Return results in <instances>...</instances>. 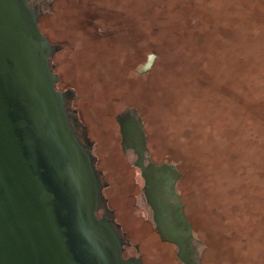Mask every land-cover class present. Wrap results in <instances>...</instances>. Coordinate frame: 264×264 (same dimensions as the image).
Returning a JSON list of instances; mask_svg holds the SVG:
<instances>
[{
  "label": "rangeland",
  "instance_id": "1",
  "mask_svg": "<svg viewBox=\"0 0 264 264\" xmlns=\"http://www.w3.org/2000/svg\"><path fill=\"white\" fill-rule=\"evenodd\" d=\"M29 1L141 264L185 263L150 221L123 113L180 174L196 264H264V0Z\"/></svg>",
  "mask_w": 264,
  "mask_h": 264
},
{
  "label": "water",
  "instance_id": "2",
  "mask_svg": "<svg viewBox=\"0 0 264 264\" xmlns=\"http://www.w3.org/2000/svg\"><path fill=\"white\" fill-rule=\"evenodd\" d=\"M37 18L29 0H0V264H141ZM120 133L122 147L137 153L157 233L181 261L196 264L175 190L179 172L168 163L143 165L141 120L122 121Z\"/></svg>",
  "mask_w": 264,
  "mask_h": 264
},
{
  "label": "flooded vegetation",
  "instance_id": "3",
  "mask_svg": "<svg viewBox=\"0 0 264 264\" xmlns=\"http://www.w3.org/2000/svg\"><path fill=\"white\" fill-rule=\"evenodd\" d=\"M118 119H119V132H120V123L122 122V121H124V120H126V119H130L131 121H139V119H137V118H134L133 116H130L129 114H126V113H123V114H121L120 116H118ZM120 137H121V133H120ZM145 144H146V134H145ZM123 148V147H122ZM124 149V148H123ZM129 150H132L134 153H136L135 152V150L133 149V148H128ZM128 149H124V150H128ZM146 153H147V147H146V150L143 152V165L144 166H146V165H148L149 163H154V164H156V165H160V164H162L163 165V163H166V162H159V163H157V162H155V161H152V160H150V159H148L147 157H146ZM136 155V158H137V153L135 154ZM136 158H135V160H136ZM135 160H134V162H135ZM135 165V164H134ZM136 166V165H135ZM138 169H139V171H140V168L139 167H137ZM140 175H141V172H140ZM141 177H142V179H143V186H142V194H143V197H144V199H145V202L147 203V201H146V196H145V193H144V185H145V180H144V178H143V176L141 175ZM147 205L149 206V204L147 203ZM100 209V208H99ZM149 209H150V221L153 223V225H154V227H155V223H154V220H153V217H152V209H151V207L149 206ZM183 212H184V210H183ZM102 213H103V211H102ZM102 213L101 214H98V212H97V214H98V216H101L102 215ZM155 231H156V233H157V230L155 229ZM158 234V236L160 237V235H159V233H157ZM160 239H161V241H165V242H169V243H171V244H174V243H172V242H170V241H167V240H163L161 237H160ZM175 245V244H174ZM123 252H124V248H123ZM123 252H122V254H123ZM124 256V255H123ZM124 257H126V256H124ZM130 257V256H129ZM128 258V257H127ZM126 258V259H127Z\"/></svg>",
  "mask_w": 264,
  "mask_h": 264
},
{
  "label": "trees",
  "instance_id": "4",
  "mask_svg": "<svg viewBox=\"0 0 264 264\" xmlns=\"http://www.w3.org/2000/svg\"><path fill=\"white\" fill-rule=\"evenodd\" d=\"M68 92L70 93V95L72 94V92H71V91H69V90H68Z\"/></svg>",
  "mask_w": 264,
  "mask_h": 264
}]
</instances>
